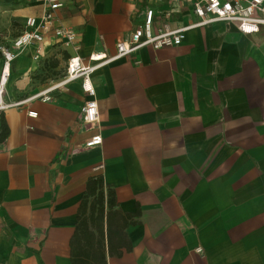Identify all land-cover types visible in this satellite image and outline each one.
I'll list each match as a JSON object with an SVG mask.
<instances>
[{"label": "crops", "instance_id": "0c3cea01", "mask_svg": "<svg viewBox=\"0 0 264 264\" xmlns=\"http://www.w3.org/2000/svg\"><path fill=\"white\" fill-rule=\"evenodd\" d=\"M29 1L25 22L43 12ZM149 9L154 32L196 22L191 0H66L56 26L81 34L89 63L114 56ZM75 53L48 35L19 52L4 88L0 264H72L96 177L117 209L139 214L120 256L108 253L105 225L107 264H264V29L215 23L104 66L92 78L98 125L83 121L81 81L56 86ZM46 92L50 101L32 99ZM96 135L103 143L88 148Z\"/></svg>", "mask_w": 264, "mask_h": 264}, {"label": "built area", "instance_id": "2783aa9c", "mask_svg": "<svg viewBox=\"0 0 264 264\" xmlns=\"http://www.w3.org/2000/svg\"><path fill=\"white\" fill-rule=\"evenodd\" d=\"M43 5V12L39 18H29L25 22V30L15 41L18 49L32 43H43L45 37L53 35L63 47L74 49L75 55L71 56L67 63L66 74L61 82L56 85L64 87L74 81H81L82 89L87 95V100L81 108L83 121L87 124L98 125L101 119L99 105L96 99V90L92 78L94 74L104 66L136 54L140 49L150 47L154 50L181 46L186 34L193 29L215 23H233L244 36L259 34L264 29V0H191L196 22L179 29H171L169 24L154 32V11H146L145 18L130 34L127 40L117 44V52L114 56L93 55L89 63L80 56L81 34L72 28L57 27V12L65 7L66 0H37ZM161 2L162 0H156ZM176 2L178 0H171ZM7 63L2 71L0 80V118L2 114L13 105L3 100L4 88L10 79L7 74V64L10 65L15 55L3 50ZM3 84V85H2ZM2 87V88H1ZM49 92L38 94L32 99H42L47 102L51 98ZM30 117L37 116L35 112H29ZM103 138L94 136L88 141L87 147L100 146Z\"/></svg>", "mask_w": 264, "mask_h": 264}, {"label": "trees", "instance_id": "16d2710c", "mask_svg": "<svg viewBox=\"0 0 264 264\" xmlns=\"http://www.w3.org/2000/svg\"><path fill=\"white\" fill-rule=\"evenodd\" d=\"M24 30L25 24L16 39ZM117 207L114 190L110 187L105 189L103 178L90 179L79 207V224L71 241L72 264H107L105 225L108 253L111 256H120L121 252L118 249L131 250L125 230L129 225L136 224L134 218L139 214H124ZM90 228L95 229L97 235Z\"/></svg>", "mask_w": 264, "mask_h": 264}, {"label": "rangeland", "instance_id": "374dc122", "mask_svg": "<svg viewBox=\"0 0 264 264\" xmlns=\"http://www.w3.org/2000/svg\"><path fill=\"white\" fill-rule=\"evenodd\" d=\"M29 0H0V67L3 71L7 60L3 50L15 55L11 61V74L15 60L22 49L15 46L17 36L22 30L25 18L21 15L24 9L29 8ZM2 74V73H1ZM1 80V76H0ZM8 85V84H7ZM5 92V91H4ZM4 98V94H3Z\"/></svg>", "mask_w": 264, "mask_h": 264}, {"label": "bare ground", "instance_id": "6f19581e", "mask_svg": "<svg viewBox=\"0 0 264 264\" xmlns=\"http://www.w3.org/2000/svg\"><path fill=\"white\" fill-rule=\"evenodd\" d=\"M7 74L9 75V76H11V68H10V65H8L7 64ZM3 85V84H2ZM2 88V87H1ZM0 90H2V89H0Z\"/></svg>", "mask_w": 264, "mask_h": 264}]
</instances>
